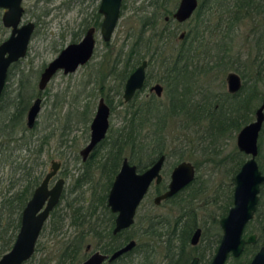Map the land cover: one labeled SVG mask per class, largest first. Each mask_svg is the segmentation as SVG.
I'll list each match as a JSON object with an SVG mask.
<instances>
[{"label": "flooded vegetation", "instance_id": "flooded-vegetation-1", "mask_svg": "<svg viewBox=\"0 0 264 264\" xmlns=\"http://www.w3.org/2000/svg\"><path fill=\"white\" fill-rule=\"evenodd\" d=\"M135 1V0H134ZM156 1V6L154 9L149 10L147 12H144L143 14L145 16H149V19L154 21L155 18L158 17V20L155 25V22H151L149 29L145 30L147 32H151L152 34H156V32L161 33L162 37L164 39H170L171 41L173 40H178L179 44L185 41L186 39L190 38L189 33L191 34L196 31L195 27H189L188 29H180V25L185 23L186 21L188 22L191 20V23L193 22V18L197 12V9L199 6L203 3V0H197V5L192 11V13L185 19L183 20H177L174 17V12L177 9V6L179 5L180 0H175L174 5L172 7H168L167 3L170 0H155ZM21 6H22V13L20 20L17 24V27L20 28L22 25L32 22L34 24L33 29L31 31L29 41L27 44L26 52L24 55H20L16 60L12 61L9 65L8 68V73L10 68L16 64L19 60H21L24 56H26L28 49H29V43L31 41L32 35L37 27V22L32 19H23L24 13L26 11L24 7V0L20 1ZM101 0H98V5L94 9V13H92V19L89 18V16L86 18L84 17V21L82 22V30L80 31V37L78 39H73L72 41L68 42L64 46H62L58 53L52 57L48 62L44 63L40 67L39 71V77L37 81V90H34V87L32 90L29 89H24V90H18L15 96L12 98L11 95L7 94L6 86L8 84V75L6 78V83L4 86V89L2 91V94L0 96V100H5L8 98V105L6 110H4L3 114L6 112L11 111L13 108L18 107L19 111L23 113L22 117V124H24L25 128L27 129L26 132H33L32 137H27V136H17V137H12V140L9 141V138L7 137H1L0 138V151L2 152V157L1 161L3 160L4 162H7L10 167V173L5 176L6 178V188L4 191L0 192V206L2 207L8 199H10L14 193H21L25 189H30V194L26 198L24 205L20 209L19 207L21 206L22 201H17L15 200V206L20 213H19V227L16 231L14 241L17 237V234L21 228L22 224V217H23V210L27 205V202L29 199H31L33 192L35 191L36 187L43 181L45 176L47 175L48 172L53 170V162H57L56 169H54V173L48 178L47 181V188L51 189L57 180L62 179V191L59 197V200L56 202V204L48 211V214L43 222V225L40 229V232L38 234V237L36 239L35 243V248L33 253L31 254L30 257L27 259L23 260L22 263L20 264H25L29 260H32L34 262H37L39 258H52L54 255L52 248H50L47 244H42L41 247L44 248H39V237L44 231L48 228V233L50 234V241L49 242H54V238H57L56 240H63L68 238L69 236H74L76 232H73V227L70 226V224L65 221L62 223L61 227L58 228L57 230H53L51 228L52 225V218L54 214H64L68 208H67V202L66 200L64 201L65 197L67 198L68 194L66 195V178L62 174H65V169L68 164L67 158H55L51 154H46V145L48 144V135H40V136H35V127L37 123V118L38 115L41 111L42 108V102H43V95L46 93L47 89V84L49 81L52 79V77L58 73L62 72L64 74H68L71 72H74L77 70L78 67L87 64L93 57L95 50H96V45H97V37L96 34L99 31L102 39L106 44L110 42V39L112 37V34L118 24V21L122 15V12L127 8V0H122L121 1V6H120V16L118 18L117 24L115 28L113 29L110 37L108 39H105L103 37V34L101 32V24L103 21V13L100 11ZM206 6L210 5V0H206L205 3ZM143 7L144 4H141ZM137 10L143 11L142 8L140 7H135ZM134 9V11H135ZM8 10V7L0 5V12H1V22L4 27L9 28V34L5 36L2 40H0V43L6 40L12 30L11 25H5L3 21V15ZM46 14V13H44ZM142 14V15H143ZM264 19V18H263ZM156 20V19H155ZM176 23V26H172L171 24ZM264 23V21H263ZM93 27V36L95 39V44H94V50L89 59L85 61L84 63H80L75 70L69 71V72H64L63 68H58L51 76L50 78L46 81V83L41 87L40 86V79H41V74L44 71L45 67L52 61L58 54L59 52L67 46L71 42H78L80 41L83 36L86 34L87 30L89 28ZM140 28V23L139 27ZM146 29L147 26H144ZM132 34L131 30L127 34L126 37H124L123 42L121 43L123 45V48H127V45L125 46L124 43L127 44L128 42V36L129 34ZM166 34H168L166 36ZM171 34V36H170ZM167 43V41H166ZM121 45V46H122ZM117 49L116 53L120 49V47ZM235 57V56H233ZM231 58L236 65H245L247 62H252L255 65L256 71H253L252 73L246 74L245 72H242L240 69L236 70L234 68L232 69H226L225 73V82H226V89L225 91H217L212 88L207 87L209 84H200L198 80L192 79L190 80L189 86L190 88L188 90L184 91V97L189 96L190 97V105H194L195 107L197 106V103L202 102L205 96H214L218 98L227 96V95H237L239 99V112H238V118H239V123L234 122L232 125H234L235 130L237 129L236 137H235V149H233L232 153L228 154L227 156L223 157L222 161L226 163H230L231 166L229 169H231V181H232V187L231 191L228 193H225V200L224 204L221 206V211L218 212L217 214H212L208 216L207 212L204 213L202 216L198 215V212L196 210V206H194L192 203H190V199L194 198L200 191V187L198 186V164L194 161H191L189 159H186L185 156L190 155L194 149H198L199 146L201 145V150H206L207 148H210V146L205 145V140L207 138H211L212 141H214L216 138L213 137H204L205 132L203 130L196 131L198 128L202 129L204 126H200L198 124L193 123V128L195 129V132L197 133V137L192 138V137H187L186 135H183L184 132L182 133H174L172 135L169 134V132H166V136H163L161 139V153L158 154L152 161L146 162L145 158H142V162H137L134 159H132L129 154L124 153L121 156L120 162L113 173V177L111 180L107 178V171L109 168L115 167L116 166V159L114 158L113 155L107 153V141L109 139V136L111 134L112 129L114 130L115 128L110 124V116L112 112V107L110 104V100L105 97L104 95L108 93L112 89V92L118 94L121 96L120 101L121 104L123 105V113H122V122L120 125L117 127L122 126L128 117L129 112H133L135 108H137V103L139 100L146 99L149 97H158L161 98V112H172V111H177L179 109L178 106H181V83L178 82V86L176 87L175 84L172 83L171 76L170 74L172 70H174L176 67L179 66V64L185 65L188 64L187 61H182V62H176L174 65L171 62L170 57H163L161 56V59H155L154 57H151L149 55H146L144 57L136 59V57H117L114 56L111 59V64L110 67L108 68V71L106 72L108 75H114L115 78L119 79V82L117 85L114 84V86L109 85L108 90L104 91V81H105V76L100 79L101 82V92L100 96L97 100L95 110L93 112V115L90 118L89 121V135L87 140L85 141L84 145L79 149V155H77L78 158H80L81 163H82V170L79 172L78 176H76V184H78L77 180H81L82 177L87 173V172H93L94 170L97 171L98 176L96 177V191L97 194H106V204L109 208V210L114 214L113 217V223L111 225V232L112 234L118 235L119 234H124L128 235L129 232L132 231V228L136 222V216L138 214L139 208L141 207L144 198L146 195L150 192V188H153L152 192V202L155 205H160L165 202H173L177 206V212L173 213L175 214L174 217L170 218L166 216V214H161V232H162V238L164 239L165 237V230H167V227L169 224H171L169 230L174 226L175 233L180 231L183 226L185 230H187V236H188V245H187V251L190 254L189 262L188 264H191V261L193 260L194 257H197V263L196 264H209L212 259L214 258L219 245L222 242L223 236H224V228L221 224V219L225 217L229 209L234 205V189H235V175L238 173L242 165L245 163V161L251 157V153H247L245 149L241 148L238 145L237 142V134L238 132L248 123L254 121L257 117V111L258 109L262 106L264 102V72H262V61L264 60V42H258L255 45V53L253 57L249 58ZM230 58V57H229ZM228 57L225 58H216V57H210V58H201L199 59V63H208L214 64V62H222L225 59H228ZM146 61L145 67H144V79L143 83L140 87L136 88L135 91L133 92V95L129 99H125L124 97V88H125V83L130 76V74L143 62ZM192 61V59H191ZM197 61H193L190 63V67L194 68L196 70V65L199 64ZM250 63V64H252ZM173 65V66H172ZM202 65V64H201ZM234 69V70H233ZM214 70H220L219 67H216ZM230 71H235L239 75V80L240 84L239 87L236 90H230L228 86V79L227 75ZM156 85L161 86V88H157ZM146 94L144 96H139L140 92L145 91ZM30 90V91H29ZM253 91L254 93V99L251 103V107L249 109V112L247 113L246 111V92ZM105 92V93H104ZM10 96V97H9ZM15 100V102H12V100ZM39 99V110L37 112V115L35 117V121L32 126L28 125L27 121V113L30 108V106L37 100ZM103 100V102L109 107V113H108V127L105 132V135L103 138L98 140L94 146L87 152H83L87 144L90 142L91 139V124L95 118V115L97 113L99 103ZM216 99V100H217ZM188 99L186 98L185 101ZM184 101V102H185ZM12 103V104H11ZM176 104V105H175ZM15 105V106H14ZM218 107V102L214 106L216 109ZM263 112V119L261 122V127L258 132L257 136V141H256V146H257V152L255 155V159L258 165V168L261 172L262 175H264V107L262 109ZM12 113V111L10 112ZM9 113V114H10ZM83 115V118L88 117V111L87 107L81 112ZM175 115H173L174 117ZM179 116V115H177ZM169 117H172L169 115ZM234 121V119H233ZM175 122L177 123V126H180L181 128V119H176ZM205 126L208 125L207 123H204ZM236 125V126H235ZM171 128H173L171 126ZM170 128V129H171ZM169 129V131H170ZM197 140L195 143L194 141ZM213 143V142H212ZM205 145V147H204ZM41 147V151H38V148ZM203 147V148H202ZM80 156V157H79ZM162 158L161 162V167L159 169L160 174H161V179L159 182H156L155 179L151 182L147 192L141 199L139 205L136 208V212L134 215V221L131 223L129 226L124 227L120 229L119 231H114V228L116 226V216L117 212L113 211L110 206L108 205V195L109 191L111 188V185L115 179V176L117 173L120 171L121 166L123 164V161L127 159V161L130 164H135L136 165V170L138 172H142L146 170L150 165H152L156 160L159 158ZM173 157L174 161L171 162L170 164L168 163V159ZM12 163H11V162ZM182 161H188L193 165L194 168V175L191 181H189L187 184L179 188L175 193L169 195L166 198H161V201L159 203H156L154 201L155 197L158 194H162L168 189L169 182L171 181V174L174 170V168ZM3 164V163H2ZM5 164V163H4ZM74 184L72 187V190L75 187H80L82 183L80 182L79 185ZM108 186V188H107ZM156 186H158L156 188ZM191 186H194L195 188L199 189L194 195H191ZM259 192H258V201L256 203V209L253 213V215L244 223L241 234H240V239L244 240L243 246L241 251L238 254H234L232 250H229L227 253V256L223 262V264H251L254 256L256 253L264 247V180L260 182L259 184ZM107 188V189H106ZM224 194V192H223ZM48 197L45 199L42 207L40 208L39 211H42L48 202ZM68 199V198H67ZM148 208V207H147ZM206 210V209H205ZM38 211V213H39ZM192 212L191 216L190 213ZM3 215H5V208L3 209ZM198 216L200 218H198ZM97 224H100V221L98 219ZM68 225L70 228L69 232H66L63 230V227ZM183 228V230H184ZM168 230V231H169ZM198 232V236L195 237V233ZM172 232V231H171ZM63 233V234H61ZM195 237V239H194ZM131 239H134L137 244V238L132 237L124 242H122L120 245L116 246L114 249L106 250L102 248V245L106 244V240L104 238L99 237V239H90L89 241L84 243V256L83 258L79 261L78 264H81L82 261H84L86 258H88L94 251H100L104 254L107 255V257L102 261V264H109L112 262H116L119 257L122 255L128 253L130 250L120 254L116 258L109 260L108 256H110L115 250L118 248L122 247L125 245L127 242H129ZM194 239V240H193ZM13 241V242H14ZM94 242V243H93ZM53 243L49 244L52 245ZM135 244V245H136ZM13 245V243H12ZM134 245V246H135ZM12 247V246H11ZM10 247V248H11ZM41 249L40 255L38 257L35 256L36 252L38 249ZM9 250V249H8ZM7 250V251H8ZM6 252V251H5ZM4 252V253H5ZM2 255V254H1ZM0 255V256H1Z\"/></svg>", "mask_w": 264, "mask_h": 264}, {"label": "trees", "instance_id": "trees-1", "mask_svg": "<svg viewBox=\"0 0 264 264\" xmlns=\"http://www.w3.org/2000/svg\"><path fill=\"white\" fill-rule=\"evenodd\" d=\"M202 2L191 25V28L195 27L196 34L192 33L193 30H191L189 35L192 36L178 46L167 49V39H164L161 33L152 34L150 31L145 33L151 22H155L156 25L159 20L157 17L156 20L151 21L149 16L143 14L140 17V28L132 31V34L130 33L128 36L127 44L124 43L127 48L124 49L122 45L116 53L119 58L136 57L138 59L149 55L155 59H161L163 56L170 57L173 65L179 61H187L188 64H179L170 74V81L176 87L178 82L181 83L182 102L177 111L161 112V98L149 97L139 100L138 107L133 112H129L128 117L125 118L126 122L122 126L112 129L107 141V153L115 155L117 164L108 169L107 178L109 180L113 177L111 172H115L124 153L129 154L137 162H140L142 158H145L146 162H150L161 153V139L166 136L167 132L164 131L163 127L167 125V116L169 115L181 116L183 122L181 128L186 132H188V128L193 126L192 122L200 126L203 125L202 129L198 128L196 131L203 130L205 132L204 137L222 136L235 129L232 128L234 122L239 123L240 105L237 95H227L218 99L214 96H205L203 101L197 103L195 107L190 105L189 96L184 97V91L190 88V80L199 81L198 77L201 74L206 75L216 67H219L222 72L229 67L236 70L240 69L246 74L256 71L252 62H247L245 65L234 64L230 51L234 44L236 30L241 24L249 23L254 39L253 46L258 42H264V0H210L209 6L205 5L206 0ZM144 26L147 28L145 29ZM210 57L230 58L222 62H214L211 65L199 63V59ZM193 61L199 63L196 65V70L190 67V63ZM261 67L262 72H264V60ZM207 87L211 88L210 85ZM186 98L187 101H185ZM253 99V91L246 92L247 113ZM12 102L15 100L13 99ZM217 102L218 107L215 109L214 106ZM7 105L0 100V138L7 137L11 141L12 137L17 136L32 137L33 132L27 133V129L22 124L21 116L24 111L21 113L17 107L16 110L15 108L11 110L12 113L9 111L3 114ZM207 121L208 125L205 126L204 123ZM38 151H41V147L38 148ZM1 154L0 151V160ZM95 179L93 171L87 172L81 180H77L78 184L76 185H79L80 182L92 185L91 196L87 204H80L78 197L68 198L66 199L68 210L64 214L55 213L52 218L51 228L54 231L67 221L76 234L63 240H56L57 246L52 258H39L37 262L29 260L25 264H78L85 254L84 243L90 239H99V237L106 240V244L101 246L106 250L114 249L129 238H137V244L132 250L119 257L116 262L109 264H188L190 254L187 251V230L184 228L187 226H183L180 231L175 233L174 226L169 230L171 226L169 224L163 239L161 213L147 209L143 215L139 214V218L128 235L112 234L111 225L114 214L106 204V194H97ZM191 189V195L199 190L194 186H191ZM30 191V189H25L21 193H14L15 195L8 199L6 204L0 206V255L12 246L19 227L20 212L18 210L24 205ZM15 200L23 202L19 207L20 209L16 208ZM4 208L5 215H3ZM191 214L192 212L190 216ZM166 216L170 220L175 214L170 213ZM98 219L100 224L96 225Z\"/></svg>", "mask_w": 264, "mask_h": 264}, {"label": "rangeland", "instance_id": "rangeland-1", "mask_svg": "<svg viewBox=\"0 0 264 264\" xmlns=\"http://www.w3.org/2000/svg\"><path fill=\"white\" fill-rule=\"evenodd\" d=\"M174 1L170 0L167 3L168 7H172ZM155 3V0H127V8L122 12L110 42L106 44L98 31L96 50L92 59L87 64L78 67L74 72L56 73L47 84V91L42 97V108L37 118L35 136L48 135V144L45 147L46 154H51L57 159L67 158L68 164L65 174L62 173L66 178V195L68 194L67 198L69 199L72 197L80 198V204L88 203L92 185L82 183L80 187H75L72 190L74 184L77 183L75 178L82 170V163L77 155H79V149L84 145L89 135V121L101 95L100 79L107 74L111 59L116 56V51L122 45L124 37L130 30L132 32L138 29L140 17L144 12L154 9ZM141 4L144 6L142 7ZM23 5L26 9L23 19L35 20L37 27L32 35L26 56L16 62L9 70L6 93L12 98L18 90L29 88L32 90L33 87L35 91L37 90L40 67L54 57L62 46L80 37L84 17L89 16L92 19V13L98 5V0H24ZM135 7H140L143 11L137 10ZM171 25L176 26L177 24L173 22ZM191 25V20L186 21L179 26L181 27L179 30L188 29ZM8 34L9 28L2 25L0 12V40ZM253 44L254 39L249 23L241 24L236 30L230 53L232 52V56H235L233 58L253 57L255 53ZM178 45V40L171 41L168 39L166 43L167 49ZM228 69L232 68L229 67ZM226 71L213 70L206 75L201 74L198 77V82L205 85L209 84L214 90L225 91L227 88L224 79ZM104 79V91L108 90L109 85L114 86L119 82V79L115 78V74H107ZM146 90L140 92L139 96H144ZM104 96L110 100L112 107L110 124L117 128L122 122L124 110L120 101L121 96L112 92V89ZM6 99L2 102L5 105L8 103ZM85 107L88 111L87 118H83L81 113ZM170 116L172 117L167 116V125H164V131H168L170 135L175 132L177 134L184 132L187 137H197L192 126L187 129L188 132L182 130L180 126L175 128L177 125L175 120L181 119V116ZM236 133L237 129H232L230 132L218 136L214 141L207 138L204 143L210 148L201 150L200 145L190 155L185 156L186 159L198 164V186L201 192H197L198 194L190 199V203L196 206L199 216L206 212L208 216L210 213L217 214L220 212L222 204L225 203V193L231 191L232 171L229 169L231 164L223 162L222 159L235 149ZM194 142L196 143L197 140ZM173 161L174 158L171 157L167 164ZM9 171V164L0 160V192L4 191L7 186L5 176L10 173ZM94 174L95 177L98 176L96 170H94ZM97 179H95V183ZM152 190L153 188H150V192L144 198L136 220L139 218V214L143 215L147 209L161 214L177 212V206L173 202L155 205L152 202ZM67 198L65 197L64 201ZM199 216L198 218H200ZM47 230L48 228L44 229L39 237V248H44L41 245L47 244L54 253L57 238H54V242H49L51 236ZM63 230L69 232L70 228L66 225ZM51 243L53 244L49 245ZM40 252L41 249H38L35 256L38 257Z\"/></svg>", "mask_w": 264, "mask_h": 264}, {"label": "water", "instance_id": "water-1", "mask_svg": "<svg viewBox=\"0 0 264 264\" xmlns=\"http://www.w3.org/2000/svg\"><path fill=\"white\" fill-rule=\"evenodd\" d=\"M20 1L0 0V5L8 7V10L3 15V21L5 25L12 26L10 36L0 43V96L6 83L9 65L20 55L25 54L34 26L32 22H28L20 28L17 27L22 13ZM121 1L101 0L99 9L104 15L101 32L105 39L110 37L117 24L120 16ZM196 5L197 0H180L174 12V17L180 21L187 18ZM93 30V27L89 28L80 41L69 43L50 61L41 74V87L58 68H63L64 72L73 71L80 63H84L91 57L95 44ZM145 64L146 61L144 60L128 77L124 88L125 99H129L135 89L142 85ZM227 79L230 90H236L239 87V75L235 71H230ZM156 87L158 89L161 88L159 85H156ZM263 107L264 102L257 111L256 119L246 124L237 134L238 145L245 149L247 153H251V157L245 161L235 175L234 205L229 209L228 214L221 219L224 236L214 258L209 264H223L229 250H232L234 254H238L241 251L244 242V240L240 239L242 227L256 209L259 184L264 180V175L261 174L255 159L257 152L256 141L263 119ZM38 110L39 99L28 110V125H33ZM108 113L109 107L101 99L97 113L91 124L90 142L83 152L89 151L98 140L104 137L108 127ZM161 162L162 158L160 157L146 170L138 172L135 164H130L127 159L123 161L108 195V205L113 211L117 212L115 232L133 223L136 208L147 192L151 182L153 179L156 182H159L161 179L159 171ZM56 166L57 162H53V170L47 173L43 181L36 187L31 199L27 202L23 210L21 228L12 247L0 256V264H20L33 253L36 239L48 211L59 200L62 191V179L57 180L51 189L47 188L48 178L54 173ZM193 175V165L188 161L180 162L171 174L168 189L162 194H158L154 201L159 203L161 198H166L175 193L179 188L191 181ZM47 196L49 197L46 207L42 211H39ZM198 232L199 230L195 233V237L198 236ZM135 244L136 241L131 239L108 256V259L112 260L116 258L120 254L132 249ZM106 257L107 255L104 253L94 251L81 264H102V261ZM196 263L197 257H194L191 264ZM251 264H264V247L256 253Z\"/></svg>", "mask_w": 264, "mask_h": 264}]
</instances>
